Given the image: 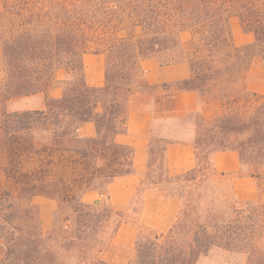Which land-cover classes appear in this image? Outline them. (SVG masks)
<instances>
[{
    "label": "trees",
    "instance_id": "trees-1",
    "mask_svg": "<svg viewBox=\"0 0 264 264\" xmlns=\"http://www.w3.org/2000/svg\"><path fill=\"white\" fill-rule=\"evenodd\" d=\"M32 1L13 0L10 4L6 1L0 12V30L5 27L10 32L1 41L6 100L46 92L59 68L68 73L63 81L66 88L61 98L49 97L44 110L13 114L21 115L18 124L13 128L6 123L5 134L28 131L36 125L41 130L53 131L59 138L65 136L61 131L65 123L75 129L91 121L96 125V137L78 138L76 135L82 145L71 149L91 161L103 152L116 155L118 169L111 174L104 170L98 173L106 184L115 176L134 171V147L119 142L117 136L126 133L134 95L150 86L145 78L140 79V73L145 74L143 60L164 51L175 53L176 58L186 59L192 70L191 81L195 84L185 89L200 91L204 85H223L222 91L226 94L221 100L229 106L236 105L250 93L246 85L249 69L254 59L264 60V0H144L133 12L140 18L143 35L107 38L87 35L90 31L108 28V25H97L85 19L92 17L90 13L97 14L100 7L86 9L83 5L67 4L68 0H44L49 5L38 7L29 4ZM232 14L241 19L246 30L255 34L254 42L241 46L234 42L229 27ZM111 28L118 30V25ZM184 30L193 33L188 43L178 34ZM161 33L169 35L161 36ZM89 51L107 56L103 86L92 87L86 82L84 54ZM172 62L177 61L168 63ZM238 80L243 82L242 95L230 93ZM253 95L263 98L258 93L253 92ZM217 118L213 126L198 127V137L192 142L196 148V166L183 174L167 172L164 177L154 176L151 156L157 149L150 143L148 171L144 176L147 180L142 179L140 192L144 188L159 187L169 197L186 199L185 206L167 231L138 234L128 264H197L202 255L214 249L244 256L246 264H264L261 245L264 198L239 200L234 192L228 198L224 191H218L219 184L214 182L218 175L226 174L218 172L213 165L215 152L234 149L240 155L242 171L247 169V173L241 174L253 177L259 189L264 187V108L258 106L245 121L240 120L236 111ZM242 133L248 135L237 140V135ZM165 150L166 145L164 153ZM127 165L130 168L124 169ZM95 188L88 185L86 191ZM42 193L47 194V191ZM36 194L39 192H32L31 196ZM14 205L15 202L8 207L13 209ZM25 205L27 223L31 225L37 218L32 206ZM84 207H88L90 213L96 209L90 203ZM15 216L13 212L8 215L0 209V237L5 251L0 264H64L62 250L69 251V243L60 244V250L50 249L43 244L47 237L42 228L32 230L31 227L29 232H24L12 226L20 224L18 220L13 221Z\"/></svg>",
    "mask_w": 264,
    "mask_h": 264
},
{
    "label": "rangeland",
    "instance_id": "rangeland-1",
    "mask_svg": "<svg viewBox=\"0 0 264 264\" xmlns=\"http://www.w3.org/2000/svg\"><path fill=\"white\" fill-rule=\"evenodd\" d=\"M6 1L10 4L13 0H0V12L4 8ZM140 3H144V0H94L84 1L83 3L76 0L67 1V4L83 5L86 6V9L91 8L93 10L96 9L95 7H100L97 14L90 13L92 17H85V19L97 25H108L105 30L90 31L87 34L94 38L142 36L143 31L139 26L140 18L133 14L134 7ZM29 4H35L38 7L49 5L48 1L44 0L39 3H37V0H33ZM233 16L236 15L232 14V18L230 17L229 27L234 40L232 30ZM114 24L118 25V30L111 28ZM9 34L10 32L5 27L1 28L0 48L3 37H8ZM178 34L185 43H188L193 37L191 30H184ZM160 35L169 34L161 33ZM94 47V45H91V48ZM176 57L175 53L171 51H164L156 56L162 64H169L168 62L171 61H186L189 64L186 59ZM104 60L106 62V55H104ZM252 67L255 70L256 68L259 70L258 78L261 84L264 85V60L261 58L254 59L250 69ZM140 74V79L143 81L145 74L144 76L142 73ZM5 76V67L3 61H0V140L2 141L1 147L5 150L8 157L6 165L0 168V209L8 215L10 212L16 215L13 221L16 223L18 220L20 224H13L12 226L15 228L20 227L24 232H29L31 227L32 230L34 228H42L44 236L47 237L43 244L50 249H59L60 244L67 245L69 243L68 245L71 246L70 250L65 252L62 250L63 256L61 260L64 264H126L127 258L130 256L129 251L126 252L120 247L109 249L119 226L123 222L133 223L136 225L138 234L140 232L149 233L154 229L142 224L138 219L140 194L138 195L140 199H137V204L135 202L136 206L131 205L128 210L114 208L107 198L101 199L97 195L106 194L107 190L106 180L102 179L98 173L104 170L107 173L109 171V174H111L118 169L119 162L117 161L119 160L116 161V155L103 152L91 161V159L82 158L78 153L72 151L73 148H78V146L82 145L77 140L78 138L96 137L97 135L86 136L80 131L81 125L72 129L65 123L61 129L65 136L59 138L54 135L53 131L41 130L36 125L31 130H22L18 133L6 135L4 131L6 123H10V126L12 125L14 128L18 124L17 121L21 115L13 116V114H21L24 111H10L4 106L7 97L3 91V79ZM192 76L191 70L189 79L177 81L172 86L175 89H185L193 86L195 83L191 81ZM53 84L54 78L51 80L49 88ZM242 85L243 82L238 80L233 88L231 86L230 93L242 95ZM60 86L62 87L63 96L66 85L61 83ZM222 88L223 85H204L200 91H197L200 96V108L197 111L187 114L189 116L182 119L156 121L151 140L157 149L156 154L151 156L154 159L152 164V174L154 176L157 178L159 176L164 177L168 172L166 154L163 151L167 140L179 138L193 142L198 137V127L202 124L207 125V127L213 126L217 123L218 116L224 117L230 111H236L240 120L245 121L257 110L258 106L262 105L264 108V95L263 98L255 97L253 95L254 91L250 90L248 85L247 89H249L250 93H246L241 101L234 106H229L223 101L226 92L222 91ZM154 89V85L146 88V90ZM48 98L49 96H47ZM76 135L79 137L77 136V138ZM247 135L246 133L239 134L236 139L241 140ZM126 153H128V150H126ZM123 168L129 169L130 166L127 165ZM243 172L247 173V169ZM96 173L97 176L95 175ZM238 175H218L214 181L215 184H219L218 191H224L226 196L231 198L234 192L232 188L234 180ZM144 180L146 181L147 179L144 178ZM88 185H95V190L86 191ZM42 191H47V194L42 193ZM246 191L241 193L242 196L246 197L250 194L249 190ZM32 192H39V194L31 196ZM260 197L264 198V187L259 189L258 198ZM8 199L10 200L8 201ZM185 200H180L178 215L182 209L184 210ZM13 202H15V205L11 209L8 205ZM88 203L96 208L92 211L93 213L89 212L88 207H84ZM25 204L32 206V212H34L38 220L33 221L31 225L27 223L28 211ZM12 226L5 225L4 227L14 229ZM59 234H64L65 237L62 238ZM261 245L264 248V240L261 241ZM2 246L3 240L0 237V259L5 255ZM246 262L247 258L244 256L233 255L222 249H214L209 254L202 255L197 264H246Z\"/></svg>",
    "mask_w": 264,
    "mask_h": 264
},
{
    "label": "crops",
    "instance_id": "crops-1",
    "mask_svg": "<svg viewBox=\"0 0 264 264\" xmlns=\"http://www.w3.org/2000/svg\"><path fill=\"white\" fill-rule=\"evenodd\" d=\"M232 30L235 43L238 45L250 44L255 41V34L244 28L241 19L233 16ZM232 18V17H231ZM230 18V19H231ZM3 52L0 48V61ZM145 79L154 90H145L134 95L128 112L126 133L117 136V140L134 147V171L128 174L115 176L107 184L106 194H97L101 199L107 198L117 209H127L137 204L141 199L138 219L142 224L158 232L170 229L176 222L180 199L169 197L163 189L147 188L140 192L142 179L148 171L149 148L157 120L168 121L182 119L187 114L200 108V96L197 91L188 89H175L172 85L177 81L189 79L191 68L186 61L162 64L156 57L142 61ZM85 79L89 86L100 87L105 84L104 54L87 52L84 54ZM258 69L252 67L248 77V88L258 94L264 95V85L258 78ZM68 73L59 68L55 72L54 84L45 92L35 93L14 99L6 100L4 106L10 111L44 110L47 96L62 97V87ZM80 131L86 136L97 134L96 125L88 121L81 125ZM166 144V162L170 175H180L196 166V148L190 140L169 139ZM0 140V168L6 165L8 157L1 147ZM213 165L218 172L224 174H239L234 180V193L239 200H252L258 198L259 188L253 177L241 174L242 164L238 151L234 149L217 151L213 155ZM250 191L246 197L242 192ZM138 193V194H137ZM140 194V195H139ZM140 197H139V196ZM138 230L136 225L123 222L113 238L109 249L120 247L132 258ZM203 264V263H201ZM209 264V263H206ZM215 264V263H212Z\"/></svg>",
    "mask_w": 264,
    "mask_h": 264
}]
</instances>
